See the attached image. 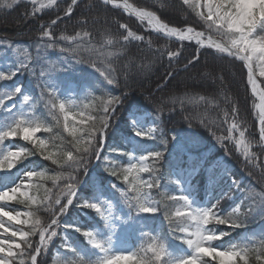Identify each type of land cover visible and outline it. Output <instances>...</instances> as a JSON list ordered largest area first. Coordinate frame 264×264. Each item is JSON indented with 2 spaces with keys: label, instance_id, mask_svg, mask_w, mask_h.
<instances>
[{
  "label": "trees",
  "instance_id": "obj_1",
  "mask_svg": "<svg viewBox=\"0 0 264 264\" xmlns=\"http://www.w3.org/2000/svg\"><path fill=\"white\" fill-rule=\"evenodd\" d=\"M128 1L139 8L154 12L168 25L178 28L191 26L197 30H208L196 16V9L193 6L183 5L180 0ZM0 2L11 5V7H0V39L13 38L14 41L25 43L34 50V45L38 43L47 47L45 41L41 39L43 38L46 39L47 45L53 46L56 51L80 52L77 57L76 54L73 57H76L84 70V74L80 72V76L89 85L91 93L89 109L95 118L97 128L100 127V118L105 116L103 106L107 100L125 96L118 106V116L131 105L150 112L156 132V141L152 140L154 141L152 144L154 152L160 153L165 141L167 145V138L170 139L173 133H181L187 145L194 144L204 153L222 157L227 161L231 170L234 168L236 176L241 179L242 190L259 202L261 194L264 193L261 188L264 182H261L259 176L254 174H247L249 176L243 174L241 169L244 167L237 166L225 154L226 152L230 157H236V154H230L226 148L228 128L235 119L231 111L232 106L235 105L239 109L237 116L250 106L247 75L245 70L241 72L242 64L204 49L200 51V64L197 68L189 65V70L185 71L184 66L191 58L189 53L195 56L197 47L190 44L177 45L143 32L133 19L101 5L97 0H80L78 6H74L71 17L63 16L71 0H59L50 9L39 8V4L33 5L23 0H0ZM58 17L61 18L57 24L45 25L41 28L42 25ZM82 21L86 22L81 23ZM121 24L126 27L121 28ZM45 29L50 31L49 37L43 36ZM85 32L88 35H84ZM129 32L132 35H128ZM125 36L127 39H124ZM132 36L139 37V40L131 38ZM73 38L79 45L92 46L93 51L72 49L74 43L71 40ZM34 40H37L36 44ZM107 40L111 41L112 45L106 50L113 54V57L108 60L103 59L101 55L104 54L100 52ZM169 51L181 54L172 58L170 63ZM38 53L41 54V52ZM220 57H224V60L221 61ZM220 64L223 65V70L216 67ZM205 66L211 67L212 71L205 72ZM103 70L117 82L109 85L107 80L101 78L100 71ZM169 72L172 75H168ZM185 78L188 80L185 81ZM23 83H27L26 80ZM44 117L52 123L47 116ZM247 119L248 117L244 114L246 124ZM91 123L85 127L87 133L88 125ZM249 123L254 125L251 115H249ZM112 125L115 131L111 133V137L115 138L116 143L121 144L118 138L119 132H127L128 127L122 119ZM20 145L31 153L27 154V160L33 162L38 170L43 171L46 178L49 177L48 175L53 176L51 172L53 169L65 170L64 168L68 167L64 163L65 149H69L77 160L83 149L82 146H78L80 151H77V146L71 148L70 141L68 142L65 136L57 134L53 142L54 151H49V154H59L52 156V159L57 160V163H53L52 159L46 160L37 148L28 144ZM162 156L163 152L160 157ZM155 160L159 161V158ZM40 186L39 189L36 188V196H39L41 200L46 186ZM167 194L160 191L157 193L164 215H161L160 219L167 225H172L175 220L170 217V212L167 214V210L170 209ZM40 206L41 203H38L33 209L38 210ZM27 207L32 210L31 205ZM238 217L243 221V225L239 228H232L231 234L252 227L245 217L241 215ZM40 264L51 263L48 259ZM250 264H255L254 259L250 261Z\"/></svg>",
  "mask_w": 264,
  "mask_h": 264
},
{
  "label": "snow or ice",
  "instance_id": "obj_2",
  "mask_svg": "<svg viewBox=\"0 0 264 264\" xmlns=\"http://www.w3.org/2000/svg\"><path fill=\"white\" fill-rule=\"evenodd\" d=\"M105 4L110 3L111 0H103ZM51 4H55L56 0H50ZM184 5H191L196 9V16L199 20L206 26V28L221 37L220 40H213L211 36L208 37V48H214L217 53H226L228 57H235L236 60L243 61L241 66V72L244 69H247V81L248 84L252 86V90L255 93L256 83L254 81V70H253V61L259 62V73L261 76H264V0H182ZM32 4H36V0H32ZM11 7V5H5L0 2V7ZM73 6H78V0H71V3L68 5V8L65 12V15L71 17ZM167 6V5H165ZM125 9L131 8V5L125 3ZM200 9H203L201 11ZM138 14L144 18H148L149 22L152 23L155 21L158 31L165 32L169 36H177L180 41L192 40L195 39L196 43L200 45V48L205 47L204 43V32L196 31L193 27L189 26L181 30L176 27H168L167 24L160 23L156 20L155 16L151 12H144L143 10H136ZM59 19V17H58ZM82 21L81 23H85ZM51 24H56V20H52ZM121 28H125L126 25L121 24ZM51 35L50 31L45 29L43 31V36L49 37ZM79 35V33H77ZM84 35H88L87 32ZM128 35H132L131 32ZM74 39V38H73ZM127 39V36L124 37ZM139 39V37H137ZM51 46V45H49ZM200 48L196 49V55L188 59L187 64L184 66V70L188 71V66L192 65L193 68H197L200 64ZM181 53L177 52H168V57L171 59L179 56ZM220 60L223 61L224 57H220ZM195 61V63H194ZM89 63H92L89 61ZM234 63V61H231ZM95 66V65H93ZM221 70H223V65H216ZM22 61L17 65L15 71H10L7 75L0 73V80H11L15 76L16 71L26 69ZM99 70V69H98ZM205 72L212 71V68L209 66L204 67ZM43 76V73H41ZM100 75L107 80L109 85L116 83L114 79L110 78L104 71H100ZM168 75H172L171 72ZM20 88H14V91L9 96L16 95L20 92ZM51 96V93L49 94ZM29 97L24 96L23 101L25 103L29 102ZM40 99H43L41 97ZM260 99L264 101V92L260 93ZM4 103L3 97H0V105ZM115 103H119L118 97H113L104 104L103 111L105 116L100 118V127L97 128L95 118L91 116L85 117L82 111H74V105L71 102H58L56 99L50 100V111L49 114L52 116L53 120L56 121V124L60 123V116L56 115L55 110L58 107L59 113L62 115L63 119V130L68 132L74 137V146H77V151H80L78 145L82 142V137L77 138L76 132L78 131V126L86 124L88 121H92L88 125V135L96 139L99 143H103V128L107 127L108 123V111L109 107ZM85 108H88L89 105H85ZM261 107L260 113V143L264 144V106ZM11 112V109H8ZM234 114V118L237 116L239 109L233 105L231 109ZM227 115V113H225ZM73 117H78L75 123H69L70 119ZM51 132L52 128L44 126L40 122H36L34 115H29L24 118L13 117V123L6 125L3 129H0V143H2L6 138L20 136L23 140L29 141L33 144L35 148L40 150L41 155H44V149L47 147V142L43 139H34V134L39 131ZM80 131L85 129L79 128ZM238 131L240 140H237V146L239 147L240 143L243 142V137L245 135L244 131L239 130V125L237 123H232L229 128V138L231 139V133L233 131ZM99 131L100 136L96 137L95 132ZM135 135L139 137L151 138V130L148 133H145L140 130H134ZM89 145L88 148H84L83 151L88 153L92 147V140L89 139L84 141ZM264 151V148H262ZM28 153L24 148H20L19 151H9L4 156L0 157V166H3L5 162L8 163V167H13L12 159L21 157ZM99 155L98 151L96 152ZM53 155L59 154H48L44 155V158L52 159ZM149 156L155 159L160 158L161 153L159 152H150ZM246 158L249 157L247 149H245ZM62 158V157H61ZM148 157L141 156L140 160L145 161ZM53 163H57L56 159H52ZM76 157L73 156L71 151L66 153V160L64 161L69 167L73 163H79ZM251 163V160H249ZM256 167V165H254ZM260 167V176L259 179L261 182H264V165ZM150 171L147 167L137 168L136 164H130L128 168L124 169V172L131 174L133 171ZM116 175L115 172L112 173ZM124 175V180L128 181L129 176ZM250 174H253L250 172ZM26 175L29 178L36 176H43L42 173L36 171H28ZM59 178V174L55 177H52L53 182ZM69 179H72L69 177ZM136 180V183L131 185V190L136 193L133 199L136 200V206L138 211L142 213L154 212L156 209L150 202V197L146 193L141 191V188L145 185L144 181L138 180L136 177H133ZM30 187H35L39 189L40 185H30ZM74 184L69 183L66 185L67 191L69 193L68 204L72 203V196L75 195ZM147 187L151 188L152 183H147ZM12 195H22L28 196L27 192H20V185H17L11 190ZM51 189H45L44 198L40 200L41 204L47 206L48 210H52L54 205L60 204V194L58 193L53 200L50 193ZM63 192V189L61 190ZM9 197V191H0V200H4ZM29 201L34 202L35 197L28 196ZM171 199H179L187 203L188 198L184 195L180 197H171ZM68 204H65L60 207V212L63 213L66 211ZM258 205H264V193L261 194V198L258 202ZM90 208L96 209L97 212H100L101 209L97 204L87 205ZM242 207V206H241ZM217 208V205H214L210 209H193L191 212L182 213L177 211L175 216L178 218H189L192 222V230H189L188 226H181L180 231L185 233L181 237L182 243L186 244L190 250L189 254L183 256L181 259L172 262L167 259L168 252L163 243L157 244L154 240L150 243L147 248L141 249L140 252H143L144 255L139 253L128 252L126 255H108L109 249L103 247L101 242H98L93 236L92 232H85L84 235L92 238L91 243L94 248L99 249L102 252H105V257L99 262V264H119V262L127 261L129 264H250V261L254 259L255 264H264V238H261L258 242L250 240L247 244L243 245H232L227 249L220 250L213 243L214 241L223 239L224 236L228 235L227 232H220L218 235L214 230L205 228L210 219H215L218 224H228L231 228H239L243 225V221L239 219L238 216H235V212L229 214L225 217H220L217 215L214 209ZM240 209H236V212H239ZM250 214L246 213L245 215ZM21 215L25 217H31L34 214L29 211L26 213L20 212H11L5 211L3 207H0V230L2 234L12 237L13 239H4L0 238V264H40V261L37 259L38 255L41 254L43 248L47 247V241L51 240L52 236H55L57 233L55 229L52 228L54 225H58V219L55 218V214L51 219V224L47 227H41L39 232V243L33 245L30 237L35 234V229L40 225V220L36 219L33 224L30 225L29 231H24L20 229L12 230L10 226L5 225V218L9 222H15L16 224H28V219H20ZM235 216V218H233ZM49 235H45L46 232H49ZM79 231V229H76ZM19 241V242H18ZM110 243V240H109ZM31 249V251H29ZM151 253V255H148ZM206 257H211V262Z\"/></svg>",
  "mask_w": 264,
  "mask_h": 264
},
{
  "label": "rangeland",
  "instance_id": "obj_3",
  "mask_svg": "<svg viewBox=\"0 0 264 264\" xmlns=\"http://www.w3.org/2000/svg\"><path fill=\"white\" fill-rule=\"evenodd\" d=\"M203 11V9H200ZM23 62L25 65H27L26 69H22L20 71H16V75H19L21 72L26 71L27 69H30L29 71L32 72V69L35 68L36 73L32 72L33 75L29 77V84L31 86H35L34 88L37 89L40 92H46L48 96L51 93L50 97H56L58 102L63 101V102H71L75 107L74 111H82L85 115V117L89 116L87 108L84 106L87 103V94L84 92V89L79 88L72 80L75 78V75L72 73H69L67 68L64 66H59L54 64H50L47 61L44 62H39L37 65H33V59L31 55L24 50V48L18 46V45H13L10 42H0V73H3L7 75L10 71H15L17 68V65L20 62ZM253 70H254V77L257 78V80L264 85V76H261L259 73V62L258 61H253ZM43 73V76L41 75ZM203 75V74H202ZM13 76L12 80L15 79ZM33 78V80H31ZM188 78H185V81H187ZM4 80H0V86L2 85ZM195 82V81H194ZM15 83V84H14ZM256 83V81H255ZM13 84V89L9 90L10 93L14 91V88L19 87L20 92L16 95L9 96L8 94H5L3 90H1L0 87V97H3L4 103L0 105V109L3 108V111H8V109H11V112L8 111V114L10 117L5 118V124L4 121H0V129H3L6 125L13 123V117H20L24 118L29 115H34L33 113V98L28 94L25 88H21L16 81L12 82ZM248 84V81H247ZM250 89V106L243 110L240 115L235 117L233 123H237L239 125V130L244 131L245 135L243 137V142L240 143L239 147L237 146V140H240L239 132L238 131H233L231 133V139L229 138V128H228V136L226 138V148L228 149V152L230 151V154H236L235 158L230 157L228 153L225 152L226 155H228V158L231 159L237 166H242L244 167L241 169L243 174H249L250 172L253 173L255 176H260V167L261 165H264V151H262L263 144L260 143V137L258 135L257 131V126L256 122L254 121V125L249 123V115L252 116V104L254 100L255 93L252 90V86L249 85ZM257 86V84H256ZM261 87V85H260ZM78 88L82 91L80 92ZM258 88L256 87V91ZM253 94V95H252ZM28 96L29 102L25 103L23 101V97ZM256 104V103H255ZM255 108V106H254ZM1 111V110H0ZM59 112V109H58ZM244 114L247 119V124L244 120ZM36 122H41L40 119L36 115H34ZM60 121L62 122L63 126V119L62 115L60 114ZM78 117H73L70 119L69 123L70 125L75 123ZM128 119L132 124V127L137 128V130H146L152 129V124L149 120H147V117L144 115H138L134 113H129L128 114ZM82 125L78 126V131L76 132V137L83 136V132L79 130ZM46 131H39L34 134V139H43L47 142L45 136ZM68 133V132H67ZM134 137L139 138V136L134 134ZM12 138H6L2 143H0V157L4 156L7 152L9 151H19V148L16 147L12 143ZM180 149L181 151H184L182 154L184 157H186L189 160L193 159V155L189 152V149H186L185 146L181 143L175 142L174 143V148L172 151V154L174 156L175 151ZM245 149H247V152L249 153V157L246 158L245 156ZM106 151V150H105ZM141 156H136L132 155L130 159L127 161V166L126 168L129 167L130 164H136L137 168L140 167H147L149 168V163L148 159L145 161L140 160ZM18 158V157H17ZM17 158L12 159V163L14 160ZM251 160V163L249 162ZM256 165V167H254ZM125 168V169H126ZM1 169H6L7 171H11L12 167H8V163L5 162L3 166H0V171ZM206 173L210 172L211 168H205ZM224 168L221 166L218 167L216 173L218 176H220L223 172ZM28 171H34L32 167H26L23 168L19 171H16L13 177L12 183L6 185L0 191H9V197L5 198L4 200H0V207H3L5 211H11L13 213L15 212H20V213H25V211L16 208L14 206L10 205V202L16 198L17 196H20L21 198H28V196H22V195H12L11 189L15 188L17 185H20V192H27L29 195V186H30V180L26 173ZM175 171V172H174ZM198 171V168L189 164L186 165V167H181V168H176L173 170V175H172V181L175 185V192L172 194L173 197H180L182 195L186 196L188 198L187 203L185 201L180 200V205H178L175 210H174V215L177 211H180L182 213H188L191 212L193 209H210L212 208L217 201H219L222 197L227 196L228 200H235L236 196H238V187L240 184L236 185V187L233 185V182L231 181L226 187H223V189L219 188V190L213 194L211 191V186L212 184H208L205 187L204 190V195L200 202L195 201V199L192 197V192L194 190V187L192 185V178L195 176L196 172ZM146 172V171H144ZM144 172H139V171H133L131 174L125 173L129 176L128 181H126V186L125 188L122 189V187H116V188H108V192L104 193L101 192L100 189H97V196L93 199H91L90 203L91 204H97V206L101 209L100 212H98L100 218L104 220L109 228H112V226H119L123 230H129L130 226H132L133 223H139L141 222L140 216L147 214V213H142L138 211V207L136 206V200L133 199V197L136 195L135 192L131 190V185L133 183H136V180L133 179V177H136L140 181L148 182V179L142 177V174ZM247 175V176H249ZM61 176H63L61 174ZM59 176V179L62 180L63 177ZM212 182V181H210ZM107 183L109 185L112 184V180L110 178L107 179ZM147 183L141 188V191L146 193L148 197H150V202L152 205L155 207V201L152 199L148 192V187ZM215 183V182H214ZM261 185V184H260ZM76 186V184H74ZM231 188L232 191L228 192L226 194V189ZM262 190L264 191V186L261 185ZM118 190V193L117 191ZM234 192H236L234 194ZM69 195L68 191L65 192L64 196L67 197ZM62 194L60 195L61 198ZM179 200V199H178ZM240 202L235 206L233 209L236 211V209L239 208ZM94 209V208H93ZM96 210V209H95ZM24 218L23 215H21L20 219ZM189 220V223L186 225L189 227V230H192V225L193 222ZM5 225L10 226L12 230L20 229V224H16L15 222H9L5 218ZM205 228L209 229L208 225L204 226ZM211 230V229H210ZM88 232H91L90 230ZM49 232H46L45 235H49ZM101 233L100 234H95L93 235L98 242L102 243L101 240ZM122 235V234H121ZM120 235V236H121ZM143 233L139 234V238H143ZM185 235L183 233L182 237ZM113 240L117 238V235L114 234L112 230L111 234ZM126 236V234H125ZM53 237V236H52ZM252 237L253 239H257L253 233L249 236V238ZM0 238L4 239H13L12 237H9L7 235L2 234V230H0ZM52 239V238H51ZM90 237L86 236V242L92 247ZM156 241L157 244L163 243L165 248L167 249L168 252V257L167 259L175 262L179 259H181L183 256L189 254L190 250L188 249L187 245L182 243L180 244H174L171 247L166 244V242H163L158 233H153L150 232L147 235H145L144 239V245H149L153 241ZM219 242L214 241L213 243L215 244L216 247L220 248V250H224L229 248L232 245H236V242L233 240L223 242L222 239L218 240ZM51 240H48L47 242V249L50 246ZM117 244V241H112L110 244V247H108L109 252L108 255H120L124 254L126 255L128 252H132L133 248H123L121 243L120 246L123 248L118 254L117 251L115 250V246ZM242 243L241 245H243ZM147 248V247H146ZM96 249V248H94ZM98 254L101 256L105 257V252L98 251ZM151 254V253H150ZM175 254V257L169 258L171 255ZM207 258V257H206ZM205 258V259H206ZM211 259V257H209ZM119 264H129V262L124 261V262H119Z\"/></svg>",
  "mask_w": 264,
  "mask_h": 264
},
{
  "label": "bare ground",
  "instance_id": "obj_4",
  "mask_svg": "<svg viewBox=\"0 0 264 264\" xmlns=\"http://www.w3.org/2000/svg\"><path fill=\"white\" fill-rule=\"evenodd\" d=\"M125 3H126V2H122V3H120V4H119V7H122V8L124 9V11H126V12L130 13L131 15L135 16V17L139 20V22L144 23L145 25H147V26H148L150 29H152L153 31L161 32V33H163L164 35H166L165 32H163V31H158V30H157V25H156L155 21H153L152 23H150L148 18H146V17L142 18V17L138 14V12L136 11L137 9H135L134 7L131 6V8H129V9L126 10L125 7H124ZM128 5H129V4H128ZM144 12H145V11H144ZM155 18H156V17H155ZM156 20H158V19L156 18ZM158 21H159V20H158ZM166 36H168V37H170V38H173V39H178V37H177V36H174V35H172V36L166 35ZM194 41H196V40L194 39ZM255 97H256V99L258 100V103H257V113H258V123H259V126H260V113H261V107H259V106H264V101H262V100L260 99V94L258 95L256 91H255Z\"/></svg>",
  "mask_w": 264,
  "mask_h": 264
}]
</instances>
